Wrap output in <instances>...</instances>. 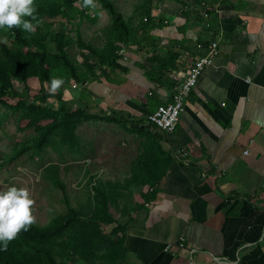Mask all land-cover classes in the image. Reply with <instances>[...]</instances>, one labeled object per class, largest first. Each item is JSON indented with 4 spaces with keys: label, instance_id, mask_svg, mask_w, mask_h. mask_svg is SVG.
I'll use <instances>...</instances> for the list:
<instances>
[{
    "label": "crops",
    "instance_id": "obj_1",
    "mask_svg": "<svg viewBox=\"0 0 264 264\" xmlns=\"http://www.w3.org/2000/svg\"><path fill=\"white\" fill-rule=\"evenodd\" d=\"M144 9L122 12L134 32L121 48L125 69L104 67L59 87L65 103L114 119L77 129L94 173L127 176L145 146L166 164L157 198L124 223L128 264H264V0H151ZM212 42L218 54L175 133H162L148 115L172 102V76ZM73 161L63 165L69 179L82 162Z\"/></svg>",
    "mask_w": 264,
    "mask_h": 264
},
{
    "label": "trees",
    "instance_id": "obj_2",
    "mask_svg": "<svg viewBox=\"0 0 264 264\" xmlns=\"http://www.w3.org/2000/svg\"><path fill=\"white\" fill-rule=\"evenodd\" d=\"M77 1L33 0L34 19L38 22L40 19L51 20L65 15V9H72ZM98 1L110 14L115 33L113 41L107 42L102 50L93 46L87 48L90 54L98 57L101 64L95 67L86 63L85 72H81L82 68L73 62L60 41L57 54L49 53L44 46L46 36L41 29L38 30L40 33H32L19 25L4 27L11 32L10 35L18 48L12 50L5 41L0 40V105L21 110L30 120L29 126L38 134L33 141L38 149L46 146L48 136L56 129L63 134V142L80 147L81 140L76 132L81 124L93 119L109 122L114 120L111 117L89 114L79 106L65 103L59 88L52 93L41 91L35 96L29 94V82L33 78L48 83L55 75L73 80L77 84H84L95 77L97 69L110 66L125 69L119 61V51L122 46L132 41L133 29L114 0ZM16 84H19L21 89L17 88ZM8 98L18 99L16 105L8 104L5 101ZM50 99H55L56 103ZM43 121L48 123L42 125ZM150 147L145 146V155L140 156L132 165L135 171L138 170L136 167H139V173L147 177V183L145 180L143 182L153 188L145 196L147 204L157 198V187L161 183L166 166L165 162L163 165L153 162L154 156L149 154L152 151ZM58 185L64 192V184L60 182ZM110 187V184L99 185L91 212L86 216L75 210L67 201L65 214L55 218L47 227L39 228L30 223L26 229L22 228L15 238L8 242L6 248L0 249V264H128V252L125 248L126 227L117 225L110 215ZM113 225L117 227L110 235L103 233V227ZM120 234L122 237H119Z\"/></svg>",
    "mask_w": 264,
    "mask_h": 264
},
{
    "label": "rangeland",
    "instance_id": "obj_3",
    "mask_svg": "<svg viewBox=\"0 0 264 264\" xmlns=\"http://www.w3.org/2000/svg\"><path fill=\"white\" fill-rule=\"evenodd\" d=\"M114 1L121 12H144L141 6L151 0ZM73 5L72 9L63 10L65 15L55 19H40L38 22L34 19L32 33H40L38 30L41 29L46 36L44 46L53 55L57 54L60 41L73 62L82 68L81 72H85L86 63L95 67L101 64L98 57L90 54L87 48L93 46L102 50L112 40L115 30L110 14L98 0H88L87 3L85 0H78ZM10 34V31L0 28V40L5 41L12 50H17ZM29 86L30 96L41 91L47 92L49 88L48 83H42L37 78L31 79ZM16 87L20 88V85L16 84ZM5 101L15 106L18 99L8 98ZM29 123L30 120L21 110L0 105V190L13 185L28 190L29 197L33 200L30 206L33 217L31 224L39 228L47 227L55 218L65 214L67 201L82 215H88L100 184L111 185L108 204L110 215L117 225H124L131 212L146 202L145 196L153 188L145 184L147 177L139 173V167L135 171L131 163L127 176L103 177L94 173V164L88 166V163L82 161L86 156L82 155L81 146L63 142V134L58 129L48 136L43 149L36 148L33 141L38 134ZM41 123L45 125L48 122ZM75 159L82 161L78 165L80 171L76 172V178H66L63 165L74 162ZM87 168H91L92 172ZM60 182L64 184V192L58 185ZM117 225L103 227L102 231L110 235Z\"/></svg>",
    "mask_w": 264,
    "mask_h": 264
},
{
    "label": "clouds",
    "instance_id": "obj_4",
    "mask_svg": "<svg viewBox=\"0 0 264 264\" xmlns=\"http://www.w3.org/2000/svg\"><path fill=\"white\" fill-rule=\"evenodd\" d=\"M88 0H85L87 3ZM35 7L33 0H0V28L19 25L31 32L34 28ZM30 17L32 19H24ZM63 83L62 77H51L48 81L50 93L55 92ZM33 200L26 188L9 186L0 190V249L6 248L16 234L29 225L33 217L30 206ZM217 264H233L227 257H216Z\"/></svg>",
    "mask_w": 264,
    "mask_h": 264
},
{
    "label": "built area",
    "instance_id": "obj_5",
    "mask_svg": "<svg viewBox=\"0 0 264 264\" xmlns=\"http://www.w3.org/2000/svg\"><path fill=\"white\" fill-rule=\"evenodd\" d=\"M144 20L146 21L147 18H144ZM198 48L204 49V45L199 43ZM208 48L206 55L190 60L185 71L172 76V79L176 82L172 102L159 106L154 113L148 115L149 123L162 133L167 135L175 133L176 123L184 111L187 97L197 86L203 70L213 63V59L218 54L217 42H212ZM119 53H123V49ZM181 241L182 246L184 239H181ZM191 252L194 253L195 250Z\"/></svg>",
    "mask_w": 264,
    "mask_h": 264
}]
</instances>
